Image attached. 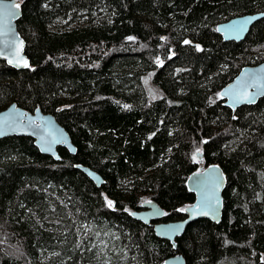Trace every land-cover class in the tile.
Wrapping results in <instances>:
<instances>
[{"label":"trees","instance_id":"16d2710c","mask_svg":"<svg viewBox=\"0 0 264 264\" xmlns=\"http://www.w3.org/2000/svg\"><path fill=\"white\" fill-rule=\"evenodd\" d=\"M17 1L28 64L0 60V110L54 114L76 151L0 138V264H264V96L234 110L219 96L264 60V16L240 41L217 31L264 0ZM199 163L226 176L222 216L174 248L131 212L153 199L163 221L183 218Z\"/></svg>","mask_w":264,"mask_h":264},{"label":"water","instance_id":"95a60500","mask_svg":"<svg viewBox=\"0 0 264 264\" xmlns=\"http://www.w3.org/2000/svg\"><path fill=\"white\" fill-rule=\"evenodd\" d=\"M17 0H0V60L16 69H23L28 56L25 52V40L20 35L16 21L21 15ZM14 13V15H11ZM264 16V12L247 13L230 17L217 24V31L223 40H242L252 24ZM243 30L238 31L240 25ZM219 96L223 103L232 110L242 105L256 103L264 96V60L257 64L245 65L235 77L222 87ZM17 135L29 136L34 145L43 153L59 159L58 147H65L74 153L76 146L68 131L55 118L54 114L44 112L39 107L28 111L12 102L0 110V138ZM198 158L201 153L197 152ZM78 167L91 178L96 185L102 182L99 173L87 166ZM226 176L217 163L200 167L189 174L186 179L187 188L194 193V201L182 210L184 217L163 221L164 209L153 200L142 202L139 209L132 211L131 216L151 225L154 234L168 240L176 248V238L181 236L186 226L199 218H207L218 222L222 216L223 190ZM157 222H154L156 221ZM162 264H186L181 253L166 257Z\"/></svg>","mask_w":264,"mask_h":264},{"label":"rangeland","instance_id":"374dc122","mask_svg":"<svg viewBox=\"0 0 264 264\" xmlns=\"http://www.w3.org/2000/svg\"><path fill=\"white\" fill-rule=\"evenodd\" d=\"M146 85H147V87L150 89L149 90V92H150V94L153 96V97H155V95H158L159 94V92L149 83V79L147 80L146 79ZM199 167H203V163H199L198 164V168ZM154 222H157V220L156 221H154ZM262 258H263V260H264V254L262 255Z\"/></svg>","mask_w":264,"mask_h":264},{"label":"snow or ice","instance_id":"6c2138e0","mask_svg":"<svg viewBox=\"0 0 264 264\" xmlns=\"http://www.w3.org/2000/svg\"><path fill=\"white\" fill-rule=\"evenodd\" d=\"M14 7H19V5H15ZM10 14H11V15H14V13H11V12H10ZM247 23H248V21H244V22L240 25V28L238 29V31H242V30H243V25H244V24H247ZM129 39H132V38L129 37ZM184 43H185V44H188V43H190V41L185 40ZM197 49L199 50V46H197ZM24 66H25V67L27 66V63H26V62H25V65H24ZM108 204H109V206H111V201H109Z\"/></svg>","mask_w":264,"mask_h":264}]
</instances>
